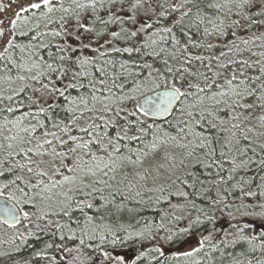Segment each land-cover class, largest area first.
Returning a JSON list of instances; mask_svg holds the SVG:
<instances>
[{"label":"snow or ice","instance_id":"obj_1","mask_svg":"<svg viewBox=\"0 0 264 264\" xmlns=\"http://www.w3.org/2000/svg\"><path fill=\"white\" fill-rule=\"evenodd\" d=\"M15 2L16 10L0 19V82H25L18 89H7L10 95H0V217L5 226L10 222L22 224L23 217L36 228H41L42 223L47 227L50 215L71 219L79 211L83 223L78 221V227L87 234L98 226L84 209H92L97 200L107 205L124 192L131 197L133 192L139 196L142 191L145 194L158 191L160 195L155 202L163 200L168 204L166 212L179 219L174 213H183L190 198L202 195L200 189L205 181H211L208 191L225 182L220 158H227L233 150L237 154L229 160L232 165L229 181L253 162L248 153L255 156L258 142L264 141V115L258 117V124L248 125L253 119L252 110L264 112V60L244 59L243 52L251 49L241 45L247 46L260 37H238L232 29L241 26L240 20L234 19L230 25L226 20L240 16L241 10L252 6L254 0L207 3L206 7L214 10L212 16L204 11L205 0L167 4L158 15L178 13L172 25L183 39L174 34L173 27L157 28L147 33V39L142 33L150 25L110 33L87 28L92 33L88 38L97 44L94 53L98 52L103 59L82 54L91 48V43L72 47L65 45L63 39L72 35L68 31L70 21L84 28L80 18L89 10L105 29L108 23L122 22L119 16L115 21H105L94 15L98 8L105 7L104 0H29L27 5L24 0ZM11 3L9 0L0 4V14ZM110 3L115 6L116 0ZM146 6L152 9V0H121V7H127L128 18L133 20ZM158 7L165 8V3H159ZM32 11L40 15L27 17ZM54 13H60L58 20L53 18ZM21 22H32V27L23 31ZM54 23L59 30L47 31ZM30 32L34 35L30 36ZM196 33H200L198 39L193 38ZM48 35L62 39L55 45V51L44 57L41 50L52 46L51 42H43ZM211 35L231 36L233 40L226 42L218 55L205 57L199 50L212 49L213 45L200 41ZM19 36L25 37L27 43L18 42ZM81 39L77 34L76 40ZM133 39L135 42L129 44ZM113 40L128 46L114 47ZM101 41L114 53L130 54L129 59L107 58L108 49L100 51ZM169 42L171 50L167 46L156 50L158 43ZM133 53L136 58H132ZM259 55L264 56V51ZM149 57L152 63L148 62ZM169 77L172 83H168ZM27 81L40 83L52 102L37 106L32 97H26L27 103L20 100L21 94L31 87ZM64 81L67 83H60ZM70 89L82 91L72 95ZM14 100L16 104H12ZM170 109L179 115L171 120L155 119ZM258 146L264 152V142ZM197 151L203 156L196 158L193 170L181 173V169H187L185 161ZM260 164L264 168V160ZM197 166L200 172L195 170ZM213 168L218 171L213 173ZM245 183L251 181L241 178L232 187L240 190L241 207H251L243 204V198L257 193L250 188L245 190ZM259 194L264 195V191ZM173 198L177 200L175 204ZM223 201L224 196L218 191L210 203ZM258 207L264 208V204ZM158 227L164 229L163 219ZM243 239L251 244L255 237ZM200 250L193 248L180 255L189 258ZM251 250L255 251V247ZM157 251L164 255L160 249ZM102 255L105 260L112 259L106 252Z\"/></svg>","mask_w":264,"mask_h":264},{"label":"trees","instance_id":"obj_2","mask_svg":"<svg viewBox=\"0 0 264 264\" xmlns=\"http://www.w3.org/2000/svg\"><path fill=\"white\" fill-rule=\"evenodd\" d=\"M107 1H109V3L105 6L109 9H116L117 15L128 13L127 7H121V0H116L115 6L110 3V0ZM173 1L174 3L180 2V0ZM28 2L29 0H24L25 5H27ZM161 2L165 3V8L158 7V4ZM220 2H222V0H205L204 11L209 16H212L214 10L207 8L206 4ZM7 3H9V0H0V4ZM171 3L172 0H153L152 7L155 9V11H153L155 14H152L154 15L152 19V31L151 27L146 28V32L142 33L144 39H147V33L154 32L157 28L162 27H173L174 34L183 39L181 34L172 25V20L178 16V13H172L166 17H160L158 15L160 11H164L167 8V4ZM16 7L15 0H12L11 6L0 14V19L7 16L9 12L16 10ZM147 12H149V8L146 6L144 9H141V13L139 12L138 16L142 17ZM109 14L112 15L111 13ZM26 15L31 18L33 16H39L40 13L38 11H32ZM52 15L54 19L58 20L60 13H54ZM234 19H239L241 22L239 28L232 29L238 37L243 39H250L253 36L260 37L259 40L250 42L247 46L241 45V48L246 47L251 49V52H243V58L250 59V61L257 59L264 60V56L259 55L260 52L264 51V24L261 23V21H264V0H254L252 6L241 10L240 16L229 17L226 20V24L230 25ZM253 21H255V23H252ZM69 26L71 30L74 31L73 35H71L73 39L69 36L63 39V43L65 45L71 44L72 47H77L79 43H85L86 40L83 36H86L88 32L83 33L82 28H78L72 21L69 22ZM141 26L140 24V27ZM153 26L155 27L154 29ZM31 27L32 22H21L20 24V28L23 31H28ZM41 30L46 31L45 29ZM50 30H59L58 24L54 23L49 25L47 31ZM80 31L83 36L81 35V41H77L76 35L80 34ZM193 32H195V30H193ZM29 35H34V33L30 32ZM199 36L200 33H196L193 38L198 39ZM152 38L156 40L159 39L158 36H153ZM61 39V37L54 38L51 35L45 36L43 42L45 44L51 42L52 46L47 50L42 49L41 54L47 57L48 52H54L55 45L60 43ZM232 40L233 37L231 36L217 37L216 35H211L204 37L200 42L205 45L211 44L213 48L208 49L205 47L200 49L199 52L205 57L209 55H218L220 51L225 49L226 42L230 43ZM18 42L27 43V39L23 36H19ZM164 46H167L169 50L172 49L171 42L167 45L158 43L156 45L157 51L160 47ZM191 51L195 52L197 50L191 49ZM252 53H256V55H252ZM82 54L86 56L84 51ZM98 55L99 53L95 55L96 58L99 57ZM129 55L128 53H121L108 55L107 58L116 61H124L129 59ZM131 55L132 58H136L135 53ZM147 59L149 63H152L150 57ZM156 66L159 67V63ZM254 71L255 70H253V72ZM172 82L171 77H169L168 83ZM21 83L24 84L25 82ZM27 83L30 84L31 87L25 93L21 94L20 100L27 103L26 97H32L38 102L37 106H44L45 101L48 103L52 102L46 90L41 88L40 83L34 81ZM43 83L47 84V79H44ZM9 88L10 85L0 82V95H10L11 92L7 90ZM69 91L72 95H76L77 91L82 90L70 89ZM252 102L253 100L250 99L249 103ZM16 103L17 101H12V104ZM23 110L25 109H21V111ZM252 114L253 119L249 122V127L258 124V117L264 115V112L259 109H254L252 110ZM178 115L179 113L175 112L172 117ZM172 117L169 120H171ZM261 142L264 141H259L258 144ZM258 144L256 146L255 156H253L252 152L248 153V156L252 157L253 162L249 163L245 169L240 170L230 181L227 180V177L232 175L230 171L232 165L229 163V160L237 154L235 150H233L228 153L227 158H220L221 162L224 164V171L221 175L225 176V182L223 184L217 183L215 187L211 188V191H208L207 189L211 186V181H205L204 187L200 189L202 195L190 198V202L184 207L183 213L180 211L174 213L176 217H180L179 219H174L173 214L166 212L168 204L163 202V200H161L159 204L155 202L156 197L160 195L158 191L147 194L142 191L139 196H136L135 192H133L131 197H129L127 192H124L123 195H117L115 200L107 205L104 204V201L97 200L94 205L96 208L95 214L92 217L94 218L95 225L98 227L93 231L92 237L81 232L78 227V221L81 224L83 223V215L79 211H77L71 219L63 216L50 215L48 217L50 223L47 224V227L42 223L41 228H36L34 224L30 226L26 225V221H29L23 219V223L17 227L18 230L20 228L23 230L17 233L18 236L12 238L10 246H8L9 252L5 255L7 257L4 256V258H8L7 260L9 262H5L4 264H14V257H23L27 260L25 264H37V260L40 261L39 259H43L45 264H50V259H53L59 264H117V262L122 261L121 259H117V257L128 252L130 248L138 247L141 255V253L144 254L146 248L150 246H152V253H154L152 254V262H150V264H264V208L258 207V205L264 204V195L259 194L264 191V168H262L260 164V161L264 160V152L260 151ZM219 150L217 146V151L219 152ZM202 156L203 153L197 151L193 157L185 161L187 169H181L180 172L182 173L185 170L192 171L196 158ZM243 159H247V157ZM178 162L179 157H177V163ZM237 162H239V160ZM195 170L197 172L201 171L198 166ZM211 171L215 173L218 169L213 168ZM241 178H243L244 181H251L250 184H244L245 190L250 188L251 191L257 193L254 197L243 198V204L250 205L251 207H241L240 190L232 187L241 182ZM177 187H179V185H177ZM171 190L174 191L175 189ZM187 190L191 191V189ZM218 191L224 196V201L220 204H211L210 201L216 198ZM225 193H227V195H225ZM107 195L108 194L105 193V196ZM165 195H167V193H165ZM149 197H151V202H149ZM176 202V198H173L172 203L175 204ZM193 204H195V207H193ZM92 209L86 208L84 212L88 215ZM206 217H211V220L206 219ZM197 218L199 222H197ZM162 219L165 225L164 229L158 227ZM55 225H59V227ZM213 227H215V231H212ZM140 228L146 229L149 236L139 241L138 235L134 234L138 233ZM64 229H67V231H64ZM103 229L104 233H102ZM32 231L35 232V235H31ZM88 231L92 230L89 229ZM106 232L112 233L114 240L105 237ZM195 233L200 235L201 241H203V247L201 248L200 241V246L197 247L201 249L200 252L194 254L192 257L185 258L180 255V253L190 250V247L192 248V246L195 245L194 243L196 241H194V238L196 239V237L192 236ZM33 236H37V238H28ZM205 236H209L210 238L205 240ZM243 237H255V240L250 244L249 240L243 239ZM22 238L23 241L21 240ZM81 240L83 243H81ZM14 241L16 242L14 243ZM59 243H64L66 245H59ZM253 246L255 247V251L251 250ZM160 247L169 248L163 256L157 254V249ZM15 248L19 249L15 251ZM69 249H71V251H68ZM104 252L112 257L110 261L104 259L102 255ZM81 259H83V261Z\"/></svg>","mask_w":264,"mask_h":264},{"label":"flooded vegetation","instance_id":"obj_3","mask_svg":"<svg viewBox=\"0 0 264 264\" xmlns=\"http://www.w3.org/2000/svg\"><path fill=\"white\" fill-rule=\"evenodd\" d=\"M153 2V1H152ZM109 1L107 0H104V5L108 4ZM110 10V11H109ZM150 13L152 12L153 13V7L152 9H149ZM108 12V13H107ZM139 12L141 13V10H139L135 16V19H129L128 18V13L126 14H121V15H117V12H116V9H113V8H108L107 6H105L104 8L102 9H99L98 8V11L95 13V16H99L101 18H103V20L105 21H109L110 19L115 21V18L116 16H119L121 18V21L122 22H112V23H108L107 25V28L105 29L103 25L99 24L98 22L95 21L94 19V16L91 14L90 10L88 12H84L82 13L81 15V18H80V23L82 25H84V28L82 29L83 30V33H86V29L87 28H95L96 31H106L108 33H110L111 31H120L121 29H125V30H132V31H135L137 29L140 28V24L142 26H145V25H150L151 26V31H152V19H153V16L152 15V19L149 17V18H145V17H139L138 14ZM109 13H111L112 15H110ZM147 14V13H145ZM155 27L153 26V29ZM68 31L71 32V28L70 26H68ZM73 32L72 31V35H73ZM80 36L82 35V32L80 31ZM92 35V33H89L86 35V36H83V38H85L86 42L85 43H91V48L90 49H85L83 50L84 51V54L86 53V56H93V55H96L98 52H95L94 53V49L97 48V44L95 41L93 40H90L88 37H90ZM71 37V36H70ZM73 39V37H71ZM105 39H108V37H105ZM101 44L103 45V41H101ZM112 46L114 47H120V48H123L125 46H128V44H125L124 42L122 41H116V40H113L112 41ZM105 48L108 49V55H116L117 53H114L110 50L109 46L107 45H103L100 49V51H104ZM121 54V53H120ZM99 56V55H98ZM97 59H103L101 58L100 56L97 58ZM62 83V82H60ZM64 83H67V81ZM59 238V237H58ZM59 245H66L64 243H59ZM135 250L134 249H130L128 250V252H126L125 254H122L120 255V257L123 259V260H132L134 259L135 261H138L137 259L141 258V256L139 255H134L135 254Z\"/></svg>","mask_w":264,"mask_h":264},{"label":"rangeland","instance_id":"obj_4","mask_svg":"<svg viewBox=\"0 0 264 264\" xmlns=\"http://www.w3.org/2000/svg\"><path fill=\"white\" fill-rule=\"evenodd\" d=\"M172 3H174V1L172 0ZM152 14H155V13H150V11L149 12H147V14H144L142 17H145V18H151L152 19ZM154 17V16H153ZM122 35H124V33H122ZM135 41L134 40H132V41H129V44H131V43H134ZM27 82H30V81H27ZM8 84V83H7ZM8 85H10V88H12V89H18L21 85H23L20 81H15V82H12L11 84H8ZM248 113H246V115H247ZM95 210H96V208L94 207L91 211H90V213L88 214V215H90V216H93L94 214H95ZM26 225H31V223H29V222H27L26 221ZM20 230H23L22 228H20L19 230L16 228V229H14V230H9V228H6V227H4L1 223H0V259H1V264H4L5 262H9L7 259L8 258H4V256L5 255H7V253L9 252V249H8V246H10V243H11V241H12V238H14V236H18L17 235V233L18 232H20ZM64 231H67V229L65 230L64 229ZM68 233V232H67ZM73 233V232H72ZM102 233H104V229H103V231H102ZM70 234V233H69ZM68 234V235H69ZM31 235H35V232L34 231H32L31 232ZM87 236H89V237H92L93 236V231H88L87 232V234H86ZM102 235V234H101ZM134 235H138V238H139V241L142 239V238H146L147 236H149V234L146 232V229H141L140 228V230L138 231V233H136V234H134ZM26 236H27V233H26ZM105 237H107L108 239L110 238V239H112V240H114V236H113V234L112 233H110V232H106L105 233ZM28 238H30V239H36L37 238V236H33V237H28ZM127 238V237H126ZM22 241H23V238L21 239ZM16 241H14V243H15ZM14 243H12V244H14ZM11 244V245H12ZM200 246V244L198 243V244H196L195 246H192V248L190 247V250H188V251H191V249H193V248H197V247H199ZM167 247V246H166ZM166 247H160V248H158V249H160L161 250V252H163V254L164 253H166L167 251L166 250H168L169 248H166ZM17 249H19V248H15V251L17 250ZM152 254H154V253H152V246H150V247H147L146 248V251H145V253L144 254H142L141 253V258H143L142 260V262H144V264H150V260L152 261ZM157 254H159L160 255V253H158L157 252ZM2 256V257H1ZM141 258H139V259H137L138 261H140V259ZM18 260L19 259H16L15 257H14V262L15 263H19L18 262ZM82 261H83V259H81ZM129 260H122V261H119V262H117V264H129V263H132V262H128ZM11 262V261H10ZM81 262V261H80ZM137 262V261H136ZM14 263V264H15ZM27 264H30V263H27ZM53 264H59L58 262H55L54 261V263ZM63 264V263H62Z\"/></svg>","mask_w":264,"mask_h":264},{"label":"water","instance_id":"obj_5","mask_svg":"<svg viewBox=\"0 0 264 264\" xmlns=\"http://www.w3.org/2000/svg\"><path fill=\"white\" fill-rule=\"evenodd\" d=\"M158 92L160 91V89L159 90H157ZM174 103V106L175 107H177V105H175V102H173ZM173 114V112L171 111V109L169 110V113H166V114H164V116H158V117H155V119L156 120H165V119H168L171 115ZM2 217H0V221H2ZM19 223H16V222H10L9 223V225L8 226H16V225H18Z\"/></svg>","mask_w":264,"mask_h":264}]
</instances>
